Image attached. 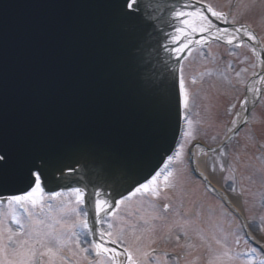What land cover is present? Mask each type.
<instances>
[{
    "label": "water",
    "instance_id": "water-1",
    "mask_svg": "<svg viewBox=\"0 0 264 264\" xmlns=\"http://www.w3.org/2000/svg\"><path fill=\"white\" fill-rule=\"evenodd\" d=\"M118 2L0 0V141L12 153L10 168L19 174L23 163L44 161L58 176L80 166L48 182L49 191L77 184L124 195L135 186L124 178L142 183L177 141V64L163 52L161 27L166 1L141 0L130 17L111 6ZM86 143L96 147L81 150ZM26 190L11 179L0 196Z\"/></svg>",
    "mask_w": 264,
    "mask_h": 264
},
{
    "label": "rangeland",
    "instance_id": "rangeland-1",
    "mask_svg": "<svg viewBox=\"0 0 264 264\" xmlns=\"http://www.w3.org/2000/svg\"><path fill=\"white\" fill-rule=\"evenodd\" d=\"M198 1L225 13L228 22L247 24L257 29L264 39V0ZM229 11L234 14L230 19L227 14ZM168 40L176 44L175 49L178 48V41H173V35L167 37ZM209 43L192 49L182 64L181 77L190 93L189 106L184 108V132L190 120L193 133L190 142L185 145L186 160L188 151L196 142L213 147L226 137L241 101L245 98L247 86L258 72L259 62L249 44L224 48L219 40ZM249 119L250 127L243 129L219 151L208 153L206 166L209 174L216 176L232 197L241 200L247 217L252 220V230L264 242V230L257 226L262 223L261 218H264V91ZM184 139L183 136L182 141ZM174 167L180 169L183 166L175 163ZM233 187L235 192L232 191ZM160 194L167 208L162 210L156 202L157 198L153 200L150 196L141 197L138 194L103 219L102 231L122 230L126 241L124 247H128L137 259L143 258L150 249L158 248L164 253L176 254L181 264H243L247 249L254 246L248 245L243 239V232L238 227L240 220L235 219V223L231 215H228L231 220L224 217L226 213L222 205L208 192L202 181L191 175L190 166L187 171L177 174L174 187L162 188ZM59 198L51 202L53 209L46 222L53 223L54 218L72 224L76 219L70 212L75 204L74 197L70 194ZM208 203L211 204L206 206ZM1 208L6 212L0 219L1 231L8 227L16 230L17 226L11 222L8 204L0 203V212ZM16 213L23 217L22 210L16 209ZM80 215L83 219V211ZM109 223L113 225L112 229H109ZM54 227L59 229L60 225ZM76 233L80 238L79 247L87 248L90 242L89 230L77 228ZM237 237L240 238L239 243L236 242ZM60 239L64 241L63 256L67 252L74 253L77 259L91 256L79 251L69 232H61ZM117 245L123 249L119 243ZM241 247V252H235ZM153 258V264L165 261L163 258L158 260L157 255ZM173 261L174 256L169 255L168 263L165 264H173ZM97 262L110 264L106 256H100L93 264ZM56 264L71 263L65 259L57 260ZM140 264L144 263L140 261Z\"/></svg>",
    "mask_w": 264,
    "mask_h": 264
},
{
    "label": "snow or ice",
    "instance_id": "snow-or-ice-1",
    "mask_svg": "<svg viewBox=\"0 0 264 264\" xmlns=\"http://www.w3.org/2000/svg\"><path fill=\"white\" fill-rule=\"evenodd\" d=\"M112 7L116 8L120 14L124 16H135L140 13L141 0H119L118 3H113ZM187 7V5H185ZM207 12L211 13L213 17L217 19L224 18L225 13L216 11L211 5L207 6ZM174 16L180 19V23L183 25L177 28L176 34L173 36L174 41H179L183 37L180 47L176 49L177 54L185 52H191L189 47L194 41L191 39L192 35L196 32L209 33L217 39L223 38L227 34V29H216L212 21L204 11L197 8L194 11H185L183 9L175 10ZM240 29H236L239 32ZM244 33L251 39L256 37L247 29H244ZM235 36H229L228 43H232L235 40ZM206 37H201L200 40H196L195 43L199 44ZM239 46V45H237ZM252 51L255 53V49ZM255 67V65H253ZM255 74V73H254ZM264 79V77H262ZM195 83V78H193ZM252 91L253 89H249ZM259 94V90H255ZM180 95L183 97L184 108L189 106L190 93L185 87L183 77L180 78ZM247 105V98L241 101V106L245 111ZM235 107V105H233ZM247 122V118H245ZM188 129L184 132V140L179 142L174 148L169 149L172 154L167 156L166 161L163 162V167H159V170L153 169V172L149 174L150 178H144V182L137 181L134 177L127 176L124 178L123 183L133 187V190L123 197L119 202L113 204L106 197L107 193L94 191L90 194L87 190V185L80 187H72L70 194L74 197V206L70 209V212L75 215L76 219L72 224H65L62 220H55L53 223L46 222V218L50 215L53 209L52 201L56 198L64 195L63 191H55L51 193L45 192V186L48 182L59 179V177L53 173L49 176L47 172L48 165L41 161L40 163L25 162L21 166L26 168V171H22L19 174L14 173L10 164L13 160L10 150L0 141V189L3 185L11 179H16L24 183L27 188L26 191L19 194H12L4 197L0 200V203H7L10 209L11 222L14 223L17 228L13 230L11 227L5 228L0 233V255L3 259H0V264H56L57 260L64 261L65 257L62 255V249L64 247V241L60 239L61 232L67 231L70 233V237L76 243L77 248L81 253L94 250L95 254L99 256H106L110 264H122L118 259L120 255H124L127 259L125 264H140V260L135 258L133 253L128 247H124L126 241L123 237L122 230L120 231H107L100 232L99 241H93L89 248H80V238L76 233V229L88 230L87 212L80 206H84L91 198L93 207L97 215L100 214H112L113 208H119L121 204L129 200L131 197H135L138 194L141 197H156L160 195L162 188L167 189L174 187L176 177L178 173L187 171L188 166H191L194 171L199 172V169L195 168L196 154L188 153L187 160L185 159V145L190 142L192 138V121H187ZM233 124L236 121L232 122ZM231 131V130H230ZM230 139V137L228 138ZM96 147L94 144H83L81 150H89ZM199 147V145H196ZM203 151V150H201ZM221 154L222 150H221ZM76 163H79L76 161ZM175 163H179L183 167L177 169L174 167ZM223 168V165H221ZM203 176V173H200ZM60 175H63L60 170ZM207 180V177H204ZM118 185H113V190ZM211 188V186H209ZM235 192V187L232 188ZM165 208L168 205L164 206ZM16 209H20L23 212V217H20L16 213ZM81 211L84 213V218L81 219ZM22 220L26 222H22ZM262 223L257 226L264 230V218H261ZM54 225H60L57 229ZM109 229L113 228V225L109 223ZM242 230H246V226L243 224L238 225ZM93 231V230H89ZM87 235V233H85ZM249 239H254L248 237ZM139 239V237H137ZM179 239V237H177ZM239 237L236 242L239 243ZM105 241L111 244L119 243L123 247V253L119 252L116 248H109L106 246ZM247 242V241H246ZM219 243V241H217ZM227 255V253H225ZM246 259L243 264H264V248L249 247L245 253ZM47 257V261H45ZM99 264V262H97ZM212 264V262H210Z\"/></svg>",
    "mask_w": 264,
    "mask_h": 264
},
{
    "label": "bare ground",
    "instance_id": "bare-ground-1",
    "mask_svg": "<svg viewBox=\"0 0 264 264\" xmlns=\"http://www.w3.org/2000/svg\"><path fill=\"white\" fill-rule=\"evenodd\" d=\"M194 34L212 36L209 33L196 32ZM194 34L191 37L192 40H194ZM229 36H235L236 37L235 40L236 39H241V38H249L248 36L245 35L244 29H240L239 32H236V30L227 29V34L221 39L228 40ZM251 40L254 42L253 43V48L256 51H258L257 49L260 46V42L258 41L257 38L256 39H251ZM258 71H259V75L257 77H255L254 79H252V81L250 82V84H249V86L247 88V94H246V97H245V98H247V105H246L247 109L254 104V102H255V100H256V98L258 96V94H257V92L255 90L258 89L259 92H260L264 88V85H263V80L264 79H262V77H264V63L262 62L261 59H259ZM249 89H253V90L250 91ZM245 113H246V111H245L244 107L240 106L238 111H237V113H236V115H235V117H234V120H233V121H236V123L235 124H231V127L237 126L245 118ZM201 150H203V151H201ZM195 154H196V167H197V169H199V171L204 173V175H206V177L209 178L211 184L218 191H220L222 194L223 193L226 194L225 193V188L223 187L221 181L218 180L216 178V176L209 174L208 167L206 166V158H207L208 152L206 150H204L202 147L199 146V147H196ZM225 196L228 197V199L230 200L231 205L234 206V208L237 209L240 213H242L241 201H238L234 197H230L227 194ZM119 260L121 262H123L122 256L119 257Z\"/></svg>",
    "mask_w": 264,
    "mask_h": 264
}]
</instances>
